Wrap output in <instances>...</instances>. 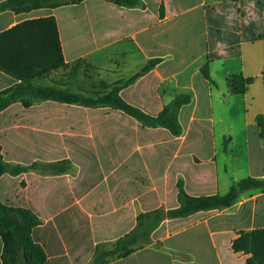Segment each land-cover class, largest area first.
<instances>
[{"label":"crops","instance_id":"crops-1","mask_svg":"<svg viewBox=\"0 0 264 264\" xmlns=\"http://www.w3.org/2000/svg\"><path fill=\"white\" fill-rule=\"evenodd\" d=\"M140 1L138 7L85 0L0 13V33L27 20L55 17L65 63L111 70L114 81L161 59L120 91L146 114L159 115L180 94L192 96L179 112L181 136L144 128L125 116L121 126L89 125L108 129L110 150L90 149L85 157L64 141V133L76 128L74 105L46 101L25 108L15 102L0 113L4 160L38 165L21 175H2L0 201L41 218L32 236L45 248L46 264H90L97 246L128 235L140 214L178 208L179 181L187 194L202 197L224 195L243 179L264 180L257 121L264 116V0ZM235 76L245 81L243 93L231 89ZM17 83L0 71V92ZM66 158L78 173L52 167ZM262 228L264 190L253 189L231 208L165 219L150 244L107 264H246L249 255L235 253L233 241L242 231ZM3 251L0 236V264Z\"/></svg>","mask_w":264,"mask_h":264},{"label":"trees","instance_id":"trees-1","mask_svg":"<svg viewBox=\"0 0 264 264\" xmlns=\"http://www.w3.org/2000/svg\"><path fill=\"white\" fill-rule=\"evenodd\" d=\"M83 1L85 0H8L0 4V13L13 11L18 14L41 8L55 9ZM103 1L125 7L142 6L140 0ZM163 7L162 5V15ZM160 62L161 59L150 60L125 84L110 90L105 88L107 91L97 98L75 94L57 84L53 86L38 85L39 79L68 65L64 61L56 18L50 16L27 20L0 33V71L18 80V83L13 87L0 92V113L15 102H21L25 108L46 101L87 108L105 106L124 112L145 127L164 128L174 136H181L183 129L179 120V112L184 105L191 103L190 93L176 96L157 116L146 114L126 102L120 95L122 88L136 82ZM203 73L208 78L206 67L203 69ZM229 83L233 92H244L245 81L242 77H232ZM257 121L264 139V116H258ZM37 166L36 164L23 166L7 163L0 145V177L4 174L21 175L36 169ZM61 172L63 171L61 170ZM177 188L178 208L168 211L160 209L139 215L137 228L114 243L98 245L90 264H107L110 258L129 256L141 248L137 244L138 239L140 237L149 239L155 228L165 219L185 218L201 211L231 208L245 192L253 189L264 190V180L243 179L233 184L229 192L224 195L194 197L187 194L182 181L178 182ZM41 224V218L33 211L26 208L10 207L0 201V236L4 243L3 264L47 263L48 254L45 248L36 243L32 236L33 230ZM150 243L151 241L147 240L144 245ZM232 248L235 253L249 255L246 264H264V228L242 231L233 241Z\"/></svg>","mask_w":264,"mask_h":264},{"label":"rangeland","instance_id":"rangeland-1","mask_svg":"<svg viewBox=\"0 0 264 264\" xmlns=\"http://www.w3.org/2000/svg\"><path fill=\"white\" fill-rule=\"evenodd\" d=\"M112 73L113 72L111 70L101 71L100 69H96L86 63H78L76 65H73V67L67 66L65 68H61L53 72L51 75L39 79L37 81V84L42 85V86H53L54 82L56 83L60 82L62 84L61 87L65 90L69 89L71 92L84 96V97L97 98L99 95H102V93L107 91L105 90V88H108L110 90L114 87L122 86L131 78V77L130 78L128 77V78L120 79L118 81H114V77L112 76ZM61 104H66V103H61ZM68 105H71V104H68ZM73 107L75 108V110L71 115L72 116L71 121L72 122L76 121L77 123L75 122L76 123L75 126H72V125L66 126L67 128L71 126L76 127L71 132L69 131V132L64 133L65 134L64 141L66 143V147L69 150L78 149L79 151H81V154L84 157L86 154L89 155L88 151H90V149L93 151L97 149L100 150L101 152L105 151V153L107 154V152L110 150L108 139H107L108 135L110 134L107 131L108 129L105 132H102V130L101 131L90 130L89 125L90 124H104V125L106 124V126L103 125L104 128H107L110 125L121 126L123 125L122 123L125 122V116H128V115L112 107L100 106V107L87 108V107H83L79 105H74ZM136 121L139 122L138 120ZM78 123L81 124V128L79 129H77L79 125ZM143 127L149 128L145 126ZM153 129H156V128H153ZM121 133L122 132L119 131L117 134L121 135ZM67 153L68 152L66 151L64 155ZM71 156L73 157V155ZM54 165H56L58 169H60V171L62 170L64 173H71V174L78 173L77 166L73 164L72 160L70 159L66 158L62 162L58 164H54ZM54 165L52 167H54ZM142 214H145V213H142ZM136 228L137 226L135 227V229ZM147 240L151 241V238L141 239L140 237L137 243L138 246L142 247L146 243ZM115 259L117 258L116 257L110 258L108 262L113 261Z\"/></svg>","mask_w":264,"mask_h":264}]
</instances>
